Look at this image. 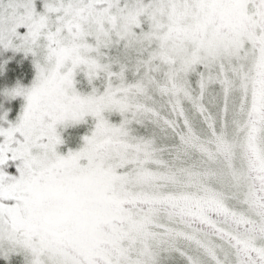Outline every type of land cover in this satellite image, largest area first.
Masks as SVG:
<instances>
[{
  "label": "snow or ice",
  "instance_id": "6c2138e0",
  "mask_svg": "<svg viewBox=\"0 0 264 264\" xmlns=\"http://www.w3.org/2000/svg\"><path fill=\"white\" fill-rule=\"evenodd\" d=\"M0 46L36 68L5 91L6 264H264V0H0Z\"/></svg>",
  "mask_w": 264,
  "mask_h": 264
},
{
  "label": "rangeland",
  "instance_id": "374dc122",
  "mask_svg": "<svg viewBox=\"0 0 264 264\" xmlns=\"http://www.w3.org/2000/svg\"><path fill=\"white\" fill-rule=\"evenodd\" d=\"M36 6L37 10L42 12L43 0H36ZM20 31L24 32L25 29H21ZM35 77L36 68L34 58L31 54L25 55L23 51L16 52L0 46V116H3L7 112V120H0V126L8 127L9 121L15 123L21 116L27 103L24 96L11 98L5 95V91L15 88L18 85L25 88L31 87ZM77 79L81 81L77 85L78 90L85 93L90 91V86L87 85L82 74ZM193 80H195V77H193ZM108 118L116 124L122 119L118 113L108 114ZM94 123L92 117H86V122L69 125L67 127L60 126L58 131L61 133L65 143L59 146V152L67 155L69 150H79L83 146V137L90 135L94 128ZM2 139L0 137V141ZM6 170L11 174H18L15 162H10V166ZM0 264H6V262L0 259ZM12 264H22V257H13ZM176 264H181V262L177 261Z\"/></svg>",
  "mask_w": 264,
  "mask_h": 264
},
{
  "label": "flooded vegetation",
  "instance_id": "af4514ba",
  "mask_svg": "<svg viewBox=\"0 0 264 264\" xmlns=\"http://www.w3.org/2000/svg\"><path fill=\"white\" fill-rule=\"evenodd\" d=\"M181 264H182V262H181Z\"/></svg>",
  "mask_w": 264,
  "mask_h": 264
}]
</instances>
